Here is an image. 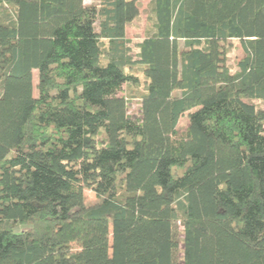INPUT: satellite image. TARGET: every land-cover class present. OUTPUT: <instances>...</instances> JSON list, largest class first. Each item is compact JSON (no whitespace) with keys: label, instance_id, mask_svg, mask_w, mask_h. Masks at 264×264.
<instances>
[{"label":"trees","instance_id":"16d2710c","mask_svg":"<svg viewBox=\"0 0 264 264\" xmlns=\"http://www.w3.org/2000/svg\"><path fill=\"white\" fill-rule=\"evenodd\" d=\"M142 1L0 0V264H264V0Z\"/></svg>","mask_w":264,"mask_h":264},{"label":"rangeland","instance_id":"374dc122","mask_svg":"<svg viewBox=\"0 0 264 264\" xmlns=\"http://www.w3.org/2000/svg\"><path fill=\"white\" fill-rule=\"evenodd\" d=\"M96 0H85L86 4H90L92 2H94ZM150 4H151V0H143L142 1V8H141V15L139 17V19L137 21H135L133 26H130L127 30V37L129 40H131V46L134 50V53L138 52V47L137 44L139 42H141L144 37H145V28L147 25V17L150 11ZM244 56L243 50L241 48V44L240 43H236L235 44V48L233 49L232 53H231V63L232 65H235L240 59H242ZM38 77V71L34 70L33 71V84L34 87L37 84V78ZM34 92L35 94H37L36 89L34 88ZM137 101L133 102V105L131 107V112L133 114L137 113ZM255 104H257L259 107H261L262 109H264V102L262 101H254ZM188 124V114L186 113L184 116L181 117L180 119V123L178 125V133L182 134ZM84 194H85V199H86V203L91 205V204H95L98 201V198L96 197L95 193L90 190V189H85L84 190Z\"/></svg>","mask_w":264,"mask_h":264}]
</instances>
